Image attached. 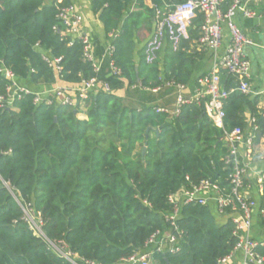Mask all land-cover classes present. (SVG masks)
<instances>
[{"label": "trees", "instance_id": "obj_1", "mask_svg": "<svg viewBox=\"0 0 264 264\" xmlns=\"http://www.w3.org/2000/svg\"><path fill=\"white\" fill-rule=\"evenodd\" d=\"M146 1H91L105 35L115 34L111 60L120 75L108 78L83 59L80 41L64 34L57 14L68 0H0V66L20 84L36 91L95 78L109 85L90 98L84 119L78 109L35 105L32 95L0 109V264H71L50 243L65 244L83 260L116 264L168 227L167 197L187 184L186 177L226 186L225 131L245 130L254 118L255 143L264 136L256 103L238 92L224 102L222 129L202 104L170 116L149 103L156 88L160 97L175 92L169 82L186 86L204 54L190 45L198 38L199 16L176 50L166 42L158 58L145 63L155 9L164 7L163 0H150L152 7ZM44 57L61 58V72L56 75ZM219 76L224 89L236 87L232 75ZM5 85L0 77V93ZM123 89L125 96H118ZM27 205L41 219L43 237L23 220ZM256 209L254 224L264 228V184ZM176 224L183 232L180 252L155 254L154 264H217L235 246L231 222L218 220L209 207L183 206ZM254 239L264 258V239Z\"/></svg>", "mask_w": 264, "mask_h": 264}, {"label": "built area", "instance_id": "obj_2", "mask_svg": "<svg viewBox=\"0 0 264 264\" xmlns=\"http://www.w3.org/2000/svg\"><path fill=\"white\" fill-rule=\"evenodd\" d=\"M64 0H57L62 3ZM59 8L57 19L64 28V34L72 40L77 39L82 46L83 59L92 65L95 72H100L99 62L94 53L91 38L83 31V18L70 3ZM227 0H163V9H155L154 29L144 45V61L152 64L157 58L165 43L168 42L173 50H176L182 40L189 37V29L194 20L199 16L201 22L198 25V38L195 40L199 50H209L213 53L221 46L223 40V27L228 32V44L221 55L215 57L211 70L199 76L192 94L185 95V85L169 82L168 87L175 89V102L171 108L159 107L157 112L177 116L184 105L194 103L203 105L204 112L212 124L223 128L224 102L233 92L245 96L252 94L250 79V63L244 56V49L253 45L241 29L234 22V17L240 15L243 19H251L259 15L264 17V10L256 12L242 0H228L229 6L224 11L223 5ZM54 30L56 27L53 28ZM115 34H108L109 39ZM113 46L109 43L106 50L110 76L120 75L111 55ZM49 67L57 74L61 72V58L50 59L44 57ZM225 71L237 80L235 88L226 90L220 83V72ZM0 77L6 81L3 93H0V109L12 108L25 96H33V104L47 106H63L73 109H83L90 98L99 91H109V85L97 81L95 78L82 80L78 86L56 85L40 90H31L22 85L16 76L7 68L0 66ZM156 88L153 91H158ZM259 131L254 118L247 121L245 130L235 128L225 131L222 137L228 148V155L224 158V164L229 168L226 186H221L210 180H202L197 184L185 178L184 184L176 193L167 197L171 207L170 213L164 214V222L168 227L153 232L144 242L143 247L127 258H123L116 264H154L155 254L175 255L181 250L183 232L178 228L176 221L180 209L183 206L198 205L209 207L221 221H230L233 226V236L236 243L231 253L217 261V264H228L236 255H240L242 264H264V258L257 252L260 244L252 235L254 217L257 211V200L264 184V170L261 171L253 183H248L247 173L249 165L255 155L256 136ZM23 220L29 228L41 237V219L35 216L27 205L22 208ZM71 264H98L93 261L83 260L77 255L66 250L65 244L60 247L49 244Z\"/></svg>", "mask_w": 264, "mask_h": 264}, {"label": "crops", "instance_id": "obj_3", "mask_svg": "<svg viewBox=\"0 0 264 264\" xmlns=\"http://www.w3.org/2000/svg\"><path fill=\"white\" fill-rule=\"evenodd\" d=\"M92 0H70L83 18L82 28L83 31L91 38L94 48V53L97 61L99 62L100 72L106 77L110 78V69L108 66V55L106 50L110 43L109 37L105 35L101 24L97 18L92 14L90 4ZM252 10L261 12L264 10V0H242ZM146 5L152 7L150 0H147ZM228 0L224 3L228 5ZM234 22L241 29L244 35L249 38L253 45L247 46L244 49V56L250 63V87L252 94L249 96L250 100L256 103L258 114L264 118V17H253L251 19H243L240 15L234 17ZM143 39V38H141ZM228 32L223 27V40L221 46L213 53L209 50H199L195 40L191 42V47H195L197 51L203 52V58L195 65L190 81L186 84L185 95L192 94L196 87V80L199 76L208 73L214 63L215 57L223 54L228 44ZM62 85V84H61ZM116 94L120 97L125 96V90H118ZM152 94L155 98L150 99V104L156 103L160 107L171 108L175 102V93L168 94L165 97L159 96V91H153ZM135 101V100H134ZM136 102V101H135ZM165 104V105H164ZM264 170V136L256 143L255 155L249 165L247 173V182L253 183L257 175ZM256 200L258 196L256 193L253 195ZM253 237L264 239V228L257 230L255 224L253 225ZM228 264H242L240 255H236Z\"/></svg>", "mask_w": 264, "mask_h": 264}, {"label": "rangeland", "instance_id": "obj_4", "mask_svg": "<svg viewBox=\"0 0 264 264\" xmlns=\"http://www.w3.org/2000/svg\"><path fill=\"white\" fill-rule=\"evenodd\" d=\"M146 34H144L143 32L140 34V36L141 37H143V36H145ZM146 37V36H145ZM84 106H83V109H79V112L81 111L82 112V114H79L77 117L79 118V119H84L85 118V114H84ZM257 230H259L260 228L259 227H255ZM261 229H263V228H261Z\"/></svg>", "mask_w": 264, "mask_h": 264}, {"label": "water", "instance_id": "obj_5", "mask_svg": "<svg viewBox=\"0 0 264 264\" xmlns=\"http://www.w3.org/2000/svg\"><path fill=\"white\" fill-rule=\"evenodd\" d=\"M143 152H144V149H143Z\"/></svg>", "mask_w": 264, "mask_h": 264}]
</instances>
